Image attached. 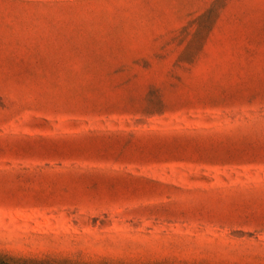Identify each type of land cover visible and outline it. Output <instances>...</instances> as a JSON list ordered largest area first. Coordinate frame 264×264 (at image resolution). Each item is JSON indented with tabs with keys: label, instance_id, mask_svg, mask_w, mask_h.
I'll return each instance as SVG.
<instances>
[{
	"label": "rangeland",
	"instance_id": "1",
	"mask_svg": "<svg viewBox=\"0 0 264 264\" xmlns=\"http://www.w3.org/2000/svg\"><path fill=\"white\" fill-rule=\"evenodd\" d=\"M0 264H264V0H0Z\"/></svg>",
	"mask_w": 264,
	"mask_h": 264
}]
</instances>
